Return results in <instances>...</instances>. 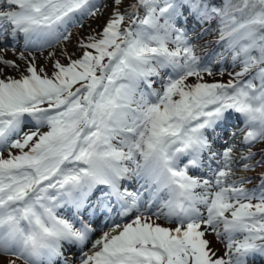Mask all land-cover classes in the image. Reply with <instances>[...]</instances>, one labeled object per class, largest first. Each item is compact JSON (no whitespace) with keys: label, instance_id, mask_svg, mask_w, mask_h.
<instances>
[{"label":"snow or ice","instance_id":"1","mask_svg":"<svg viewBox=\"0 0 264 264\" xmlns=\"http://www.w3.org/2000/svg\"><path fill=\"white\" fill-rule=\"evenodd\" d=\"M0 264H264V0H0Z\"/></svg>","mask_w":264,"mask_h":264},{"label":"rangeland","instance_id":"2","mask_svg":"<svg viewBox=\"0 0 264 264\" xmlns=\"http://www.w3.org/2000/svg\"><path fill=\"white\" fill-rule=\"evenodd\" d=\"M194 42L200 46L201 50L199 52V55L201 56L202 59H211L213 57L214 50H217V46L212 43L213 38L211 36H207L204 38H197L196 36L193 37ZM225 67H228V65H225ZM219 78V77H217ZM224 79V78H223ZM231 121V120H230ZM233 124H235V120H232L231 124H228L229 127H231ZM261 146V145H257ZM240 176H243L241 172L236 173V178H239ZM255 176H252L253 181L251 184L247 185L249 188H253L257 184V180L255 179ZM99 235V233H97Z\"/></svg>","mask_w":264,"mask_h":264},{"label":"bare ground","instance_id":"3","mask_svg":"<svg viewBox=\"0 0 264 264\" xmlns=\"http://www.w3.org/2000/svg\"><path fill=\"white\" fill-rule=\"evenodd\" d=\"M17 49L19 50V46H17ZM9 56H11V53H8ZM261 147V146H257V149ZM260 169H257V172H259ZM243 176H247V177H252L255 176L256 173L255 172H247V173H242ZM258 183V181H256ZM217 247H219L221 249V251H223V246L222 245H216Z\"/></svg>","mask_w":264,"mask_h":264}]
</instances>
